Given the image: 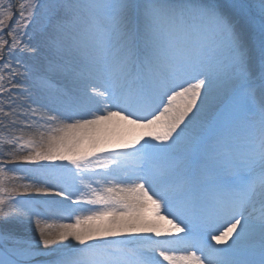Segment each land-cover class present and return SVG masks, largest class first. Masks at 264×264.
I'll return each instance as SVG.
<instances>
[{
  "label": "snow or ice",
  "instance_id": "snow-or-ice-1",
  "mask_svg": "<svg viewBox=\"0 0 264 264\" xmlns=\"http://www.w3.org/2000/svg\"><path fill=\"white\" fill-rule=\"evenodd\" d=\"M0 264H264V0H0Z\"/></svg>",
  "mask_w": 264,
  "mask_h": 264
},
{
  "label": "rangeland",
  "instance_id": "rangeland-1",
  "mask_svg": "<svg viewBox=\"0 0 264 264\" xmlns=\"http://www.w3.org/2000/svg\"><path fill=\"white\" fill-rule=\"evenodd\" d=\"M9 175H11V174H9Z\"/></svg>",
  "mask_w": 264,
  "mask_h": 264
}]
</instances>
